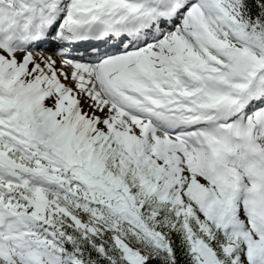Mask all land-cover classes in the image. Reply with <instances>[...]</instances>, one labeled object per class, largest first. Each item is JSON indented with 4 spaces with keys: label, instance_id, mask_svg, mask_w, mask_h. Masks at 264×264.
Returning <instances> with one entry per match:
<instances>
[{
    "label": "snow or ice",
    "instance_id": "snow-or-ice-1",
    "mask_svg": "<svg viewBox=\"0 0 264 264\" xmlns=\"http://www.w3.org/2000/svg\"><path fill=\"white\" fill-rule=\"evenodd\" d=\"M0 264H264V0H0Z\"/></svg>",
    "mask_w": 264,
    "mask_h": 264
}]
</instances>
